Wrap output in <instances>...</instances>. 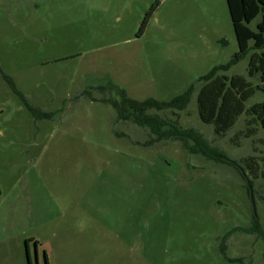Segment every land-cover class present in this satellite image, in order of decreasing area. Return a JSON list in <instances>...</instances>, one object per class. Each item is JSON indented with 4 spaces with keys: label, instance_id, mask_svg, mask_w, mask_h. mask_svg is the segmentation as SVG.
Returning <instances> with one entry per match:
<instances>
[{
    "label": "rangeland",
    "instance_id": "1",
    "mask_svg": "<svg viewBox=\"0 0 264 264\" xmlns=\"http://www.w3.org/2000/svg\"><path fill=\"white\" fill-rule=\"evenodd\" d=\"M238 50L226 0H0V264H46L42 249L48 264H264L262 236L230 234L264 230V180L244 162L264 159V128L243 114L219 135L198 110L201 77ZM254 52L227 75L258 84ZM189 89L183 109L145 112L238 167L112 104L132 111ZM29 238L42 244L40 254L29 244L30 260Z\"/></svg>",
    "mask_w": 264,
    "mask_h": 264
},
{
    "label": "trees",
    "instance_id": "2",
    "mask_svg": "<svg viewBox=\"0 0 264 264\" xmlns=\"http://www.w3.org/2000/svg\"><path fill=\"white\" fill-rule=\"evenodd\" d=\"M226 2L239 50L228 63L214 66L208 73L201 77V80L205 81V84L201 87L198 94V110L201 120L205 124L213 125L215 127V132L219 135H224L231 131L236 125L238 118L243 114H248L251 117L249 121L250 124H255L264 128V99L248 107L249 101L258 92L264 95V0H226ZM156 9L157 4L146 14L140 34L145 32ZM260 14L262 15V21L257 24V31H254L250 28V24ZM220 42L226 44L225 40H221ZM252 50L255 52L250 58L249 75L252 78L258 77L259 83L254 84L240 75L228 76L226 72H228L233 65L244 60ZM4 77L11 85L13 92L20 95L22 98L21 93L13 85L12 81L8 77ZM190 92L191 89L170 102L148 100L144 103H135L132 111L119 108L115 102H112V104L118 111V118L124 121L129 120L145 129H149L150 133L156 135L158 138L166 139L180 137L183 139H192L194 145L190 147L193 148V151L201 153L210 160L238 167V165L230 161L224 153L210 147L194 131H181L178 127L172 125L170 126L171 129L164 130L166 126H169L167 121L157 116L148 115L145 112L147 108H155L158 110L172 108L183 109L189 100ZM139 104L144 106L143 109H138ZM34 112L36 118L42 117L37 111ZM244 162L246 163V168L250 176L254 179L261 178L264 180V159L260 163L256 158L249 157ZM239 172L243 177L248 179V174L246 175L244 170L239 168ZM234 232L246 234L258 233L264 238V230L257 221H255L253 227L249 229L236 228L232 230L230 234ZM31 242L39 244V242L35 241L33 238L26 240L29 260L31 258L28 247ZM45 258L46 264H48L46 255Z\"/></svg>",
    "mask_w": 264,
    "mask_h": 264
},
{
    "label": "water",
    "instance_id": "3",
    "mask_svg": "<svg viewBox=\"0 0 264 264\" xmlns=\"http://www.w3.org/2000/svg\"><path fill=\"white\" fill-rule=\"evenodd\" d=\"M248 185H249V190H250V196H251V201H252V205H253V208H254V212L256 214V203H255V199H254V191H253V187L251 185L250 182H248ZM257 216V214H256ZM47 252V251H46ZM45 256V255H44Z\"/></svg>",
    "mask_w": 264,
    "mask_h": 264
},
{
    "label": "flooded vegetation",
    "instance_id": "4",
    "mask_svg": "<svg viewBox=\"0 0 264 264\" xmlns=\"http://www.w3.org/2000/svg\"><path fill=\"white\" fill-rule=\"evenodd\" d=\"M35 248L38 251V253L40 254V249H42V244H35ZM43 251V255H47V252L45 249H42Z\"/></svg>",
    "mask_w": 264,
    "mask_h": 264
},
{
    "label": "crops",
    "instance_id": "5",
    "mask_svg": "<svg viewBox=\"0 0 264 264\" xmlns=\"http://www.w3.org/2000/svg\"><path fill=\"white\" fill-rule=\"evenodd\" d=\"M44 256V255H43Z\"/></svg>",
    "mask_w": 264,
    "mask_h": 264
}]
</instances>
